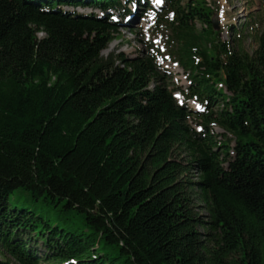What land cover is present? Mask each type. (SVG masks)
<instances>
[{
	"label": "trees",
	"instance_id": "trees-1",
	"mask_svg": "<svg viewBox=\"0 0 264 264\" xmlns=\"http://www.w3.org/2000/svg\"><path fill=\"white\" fill-rule=\"evenodd\" d=\"M124 2L0 0V264H264V29L164 0L184 91L152 43L104 57Z\"/></svg>",
	"mask_w": 264,
	"mask_h": 264
},
{
	"label": "rangeland",
	"instance_id": "rangeland-1",
	"mask_svg": "<svg viewBox=\"0 0 264 264\" xmlns=\"http://www.w3.org/2000/svg\"><path fill=\"white\" fill-rule=\"evenodd\" d=\"M208 4L216 10V17L218 21V31L221 32L222 41L230 39L236 40L237 37L226 31L230 26L237 29H242L245 24L249 26L247 38L244 41V46L248 52H253L256 49V40L264 29V0H205ZM148 2L158 6L156 0H148ZM127 7L128 4L126 5ZM133 7V6H132ZM130 8V7H129ZM66 10L73 11V7H65ZM137 19H133L126 26L121 27L116 36V41L113 42L107 51L103 53L104 57L111 54H122L126 58H136L138 56L146 55L150 51V44L152 43L156 48L161 49L162 57L158 64L161 71L168 74L171 79V88H180L186 91L189 87V80L187 74L181 69L172 59L167 57L164 52L166 48V41L168 32L159 29L155 26L154 16L149 15L146 9L142 6L137 8ZM130 10V9H129ZM79 14L89 15V9L76 10ZM200 27V26H199ZM177 99L179 102H184L183 96L178 92ZM191 110L198 109L197 103L194 101L188 102ZM220 134L221 131H216ZM19 197L21 203H30V198L22 192L16 193L14 199ZM206 213H203L205 215ZM49 217L55 218L54 212H51ZM42 245L39 241V247ZM40 250V249H38ZM43 264V263H40Z\"/></svg>",
	"mask_w": 264,
	"mask_h": 264
},
{
	"label": "water",
	"instance_id": "water-1",
	"mask_svg": "<svg viewBox=\"0 0 264 264\" xmlns=\"http://www.w3.org/2000/svg\"><path fill=\"white\" fill-rule=\"evenodd\" d=\"M213 26H214L215 30H218V21H217V18H214L213 19Z\"/></svg>",
	"mask_w": 264,
	"mask_h": 264
},
{
	"label": "snow or ice",
	"instance_id": "snow-or-ice-1",
	"mask_svg": "<svg viewBox=\"0 0 264 264\" xmlns=\"http://www.w3.org/2000/svg\"><path fill=\"white\" fill-rule=\"evenodd\" d=\"M156 2H157L158 4H161V3H163V0H156ZM149 15H152V14L149 13Z\"/></svg>",
	"mask_w": 264,
	"mask_h": 264
}]
</instances>
